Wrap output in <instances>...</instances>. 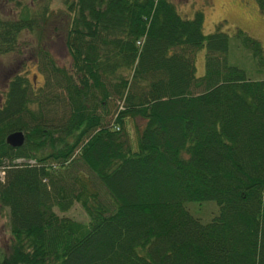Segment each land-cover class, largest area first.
Returning <instances> with one entry per match:
<instances>
[{
    "label": "trees",
    "instance_id": "16d2710c",
    "mask_svg": "<svg viewBox=\"0 0 264 264\" xmlns=\"http://www.w3.org/2000/svg\"><path fill=\"white\" fill-rule=\"evenodd\" d=\"M27 1L0 0V55L21 54V34L40 27ZM62 3L70 67L40 46L42 84L14 74L0 91V264H264L261 43L240 29L230 42L219 25L204 33L200 9L183 17L170 0ZM235 50L254 68L232 63ZM205 200L217 212L201 221L185 203ZM75 202L86 222L54 209Z\"/></svg>",
    "mask_w": 264,
    "mask_h": 264
},
{
    "label": "rangeland",
    "instance_id": "374dc122",
    "mask_svg": "<svg viewBox=\"0 0 264 264\" xmlns=\"http://www.w3.org/2000/svg\"><path fill=\"white\" fill-rule=\"evenodd\" d=\"M177 12L183 17H192L195 10L200 9L204 14L203 32L209 33L219 25L222 31L231 36V41L237 39L234 29H240L256 38L262 45L264 52V15L258 11L255 0H170ZM45 0H34L27 3L31 5L37 21L41 24L35 32L21 34V41L27 42L22 47V53H9L0 55V91L5 87L8 79L14 74H24L29 81L39 86L43 82V74L40 72L36 59V53L40 46L47 48L59 66L70 67L71 59L63 43V32L67 22L66 6L62 0H49L47 12L49 21L42 26L37 18L41 6ZM14 11L13 5H11ZM9 15L12 11L5 9ZM17 11L18 8H16ZM15 10V11H16ZM46 27V29L42 28ZM22 44V45H23ZM39 51V50H38ZM240 51H229L228 57L234 64L247 65L251 68L254 64L250 60V54L239 55ZM205 50L199 49L195 54L196 75L203 74ZM238 58L239 60H235ZM252 64V65H251ZM254 68V66L252 67ZM133 119H127L126 129L129 133L132 144H135L136 131ZM26 164H35L34 160L23 161ZM0 170V175H1ZM188 211L201 221L209 220L217 212V204L214 200L189 201L185 203ZM58 215L72 217L82 222L87 221V216L78 202H75L67 211L61 212L54 208ZM8 209L0 205V255L6 251L9 242L8 232Z\"/></svg>",
    "mask_w": 264,
    "mask_h": 264
},
{
    "label": "water",
    "instance_id": "95a60500",
    "mask_svg": "<svg viewBox=\"0 0 264 264\" xmlns=\"http://www.w3.org/2000/svg\"><path fill=\"white\" fill-rule=\"evenodd\" d=\"M5 141L12 147L20 146L24 141V133L21 130L9 132L5 137Z\"/></svg>",
    "mask_w": 264,
    "mask_h": 264
}]
</instances>
